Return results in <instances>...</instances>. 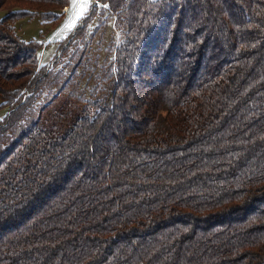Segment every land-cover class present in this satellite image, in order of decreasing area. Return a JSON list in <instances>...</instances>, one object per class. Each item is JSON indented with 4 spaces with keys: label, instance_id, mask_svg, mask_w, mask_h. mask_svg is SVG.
<instances>
[{
    "label": "trees",
    "instance_id": "1",
    "mask_svg": "<svg viewBox=\"0 0 264 264\" xmlns=\"http://www.w3.org/2000/svg\"><path fill=\"white\" fill-rule=\"evenodd\" d=\"M97 1L0 0V264H264V0Z\"/></svg>",
    "mask_w": 264,
    "mask_h": 264
},
{
    "label": "rangeland",
    "instance_id": "2",
    "mask_svg": "<svg viewBox=\"0 0 264 264\" xmlns=\"http://www.w3.org/2000/svg\"><path fill=\"white\" fill-rule=\"evenodd\" d=\"M70 8H66L64 12L62 9L63 18L59 26H53L51 23H46L39 20H24L17 23V33L19 37L25 41L37 40L43 44V52H41V62L42 64L48 65L49 68L52 65V59L57 53L59 43L64 38L69 37L70 32L74 31L78 21L83 19L89 10L95 4H98L97 0H87L86 4H82L81 0H76L75 5L73 0H69ZM65 9V8H64ZM83 9V11H81ZM58 27V28H55ZM101 30L98 34L93 36L91 40V45L99 41V36ZM6 110L0 111V120L4 119L7 115Z\"/></svg>",
    "mask_w": 264,
    "mask_h": 264
},
{
    "label": "snow or ice",
    "instance_id": "3",
    "mask_svg": "<svg viewBox=\"0 0 264 264\" xmlns=\"http://www.w3.org/2000/svg\"><path fill=\"white\" fill-rule=\"evenodd\" d=\"M75 3H76V0H73V4H74V5H75ZM81 3H82V4H86V3H87V0H81ZM81 11H83V9H82Z\"/></svg>",
    "mask_w": 264,
    "mask_h": 264
},
{
    "label": "bare ground",
    "instance_id": "4",
    "mask_svg": "<svg viewBox=\"0 0 264 264\" xmlns=\"http://www.w3.org/2000/svg\"><path fill=\"white\" fill-rule=\"evenodd\" d=\"M63 11L65 12V11H66V8H65V9H63Z\"/></svg>",
    "mask_w": 264,
    "mask_h": 264
}]
</instances>
